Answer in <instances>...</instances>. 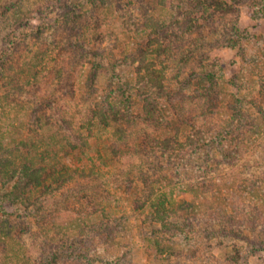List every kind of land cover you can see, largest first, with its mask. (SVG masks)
Masks as SVG:
<instances>
[{
	"label": "rangeland",
	"instance_id": "rangeland-1",
	"mask_svg": "<svg viewBox=\"0 0 264 264\" xmlns=\"http://www.w3.org/2000/svg\"><path fill=\"white\" fill-rule=\"evenodd\" d=\"M151 18L164 27L139 31ZM44 19L45 30H36ZM69 20L79 28L69 30ZM173 22L176 25L169 27ZM152 36L162 45L174 43L156 68L163 75L164 102L178 107L173 110L176 117L198 124L216 109L213 120L225 119L236 104L255 118L254 109L264 106V0H0V145L16 150L14 155L35 157L42 166L60 163L79 172L51 196L40 197L37 209L31 201L41 192L31 194L29 207L13 204L10 199L24 194L11 190L12 182L0 177V264H50L55 247L51 237L60 236L43 228L53 220L61 230L72 231L74 221L93 213L98 204L110 217L126 216L125 236L131 238L129 245L116 244L107 256L96 244V252L85 254L91 264L112 259L118 264H264V132L250 138V148L238 163L230 157L211 163L208 175L217 179L207 182L222 178L246 186L236 194V186L222 187L226 205L234 210L186 213L190 228L174 234L141 226L146 209L143 213L132 202L140 179H163L160 175L167 172L159 169L167 164L166 156L144 150L140 135L130 133L127 147H121L112 130H101L67 155L62 144L52 143L56 129L68 126L83 132L82 110L93 97L98 100L117 83L134 85L131 56ZM2 54L9 56L8 62L1 61ZM237 99L241 103H235ZM1 147L0 165L9 152ZM204 158L192 154L184 164H200ZM168 174L157 189L167 193L172 205L190 202L193 197L184 184ZM47 197L41 208V198ZM64 245L58 242L54 250L55 264H88L77 259L73 244L68 250Z\"/></svg>",
	"mask_w": 264,
	"mask_h": 264
},
{
	"label": "trees",
	"instance_id": "trees-1",
	"mask_svg": "<svg viewBox=\"0 0 264 264\" xmlns=\"http://www.w3.org/2000/svg\"><path fill=\"white\" fill-rule=\"evenodd\" d=\"M76 20H78L77 17L75 22ZM69 22L72 25L74 24V20H69ZM223 22H219V25L226 24ZM45 23L44 19L40 28L36 27V30L44 31ZM175 25L173 22L168 26ZM146 26L150 28V33L164 27L162 23L151 18L146 25H141L138 30L143 31ZM78 28L79 25L75 24L68 29L75 31ZM174 36L175 40L178 39V35L174 34ZM68 44H70V40H67L65 45ZM163 44L152 36L149 37L147 45L137 47V50L131 56L133 63L136 64L133 86L128 83L123 85L117 83L115 90L104 92L98 100L95 96L84 105L80 124L83 132H72L68 126H65L64 131L56 129L51 140L53 144L57 142L62 144V152L67 155L86 146L88 139L92 138L95 132L101 130H112L114 139L121 147H127L130 133L135 138L136 134L134 133L140 135L141 147L144 150H147L149 154L154 151L166 156L167 164L162 165L159 169L167 172L160 175L163 179H140L141 187L132 193L134 196L132 202L135 208H142L143 213L146 209L141 226L147 224L151 231L174 234L176 231L190 228L192 223L189 222L186 213L198 212L207 215L205 214L206 211L210 210L209 212L214 211L217 215L225 213L228 208L234 210L231 204L226 205L227 195L225 196L222 187L232 189L236 186L233 189L234 194H236L241 193L242 188L246 186L228 183L227 180H220L222 178H219L217 183L212 180L207 182V179H217L215 175H208L209 169L212 167L211 163H214L213 165L224 163L227 161V157H230L234 164L238 163V159L250 148L247 146V142L251 143L252 139L250 140V138L264 132V106L260 103L254 109L256 112L255 118L250 116L245 106L236 104L233 106V115L225 119L215 118L213 120L217 116L216 109L213 110L215 113H210L211 110H209L208 116L202 115L203 118H206V116L207 118L198 121V124L195 120L176 117L173 110L178 109V107L173 103L170 105L164 102L166 98L161 90L163 88V75L156 68L162 54L170 51L171 45H174V43ZM72 45H69L70 50ZM80 50L82 54L86 53L83 48H80ZM1 61L8 62L9 56L6 57L2 54ZM111 71L113 74V69ZM134 98H138V100L133 102ZM235 103H241V99H237ZM215 144L220 147L213 148ZM1 149L4 152H9H6L7 157L1 160L0 177L12 182L11 190H17V193L19 192L21 195L24 194L23 198L17 197L9 200L13 204H19V206L26 204L29 207V204L32 203L33 208H39L36 205L40 197L51 196L55 188L60 187L64 182L70 181L79 173L76 169L71 170L70 167L60 163L56 166L51 164L42 166L33 161L36 159L35 157V159H28L26 155H14L16 150L4 147H1ZM55 154L56 151L53 152V155ZM192 154H200L205 158L200 164H191L190 161V164L188 162L184 164L185 158L189 160ZM168 173L184 184L185 191L193 197L190 202H180L172 205L167 193L162 192L161 188L157 189L163 180H167ZM80 174V176H83L84 172ZM51 179L60 180L59 182L58 180L50 182ZM192 179H196V183ZM218 183H220L219 186ZM132 185L133 183L129 182L127 187L130 188ZM34 191L41 193L30 203L31 194ZM211 195L213 198L209 197ZM47 199L48 197L46 199L41 198V208L44 200ZM237 199H240V196ZM93 206L96 205L93 204ZM98 206L100 205L98 204ZM98 206H96L97 209L93 208V213L82 214L85 216L84 218L76 219L72 231L68 230L69 227L61 230L53 220L50 226L43 228L44 233L51 232L60 236L59 240L51 237V242L55 244V247L51 248L53 252L48 256L50 264L56 262L54 250H57L58 242L65 243L64 247H67V250L72 248L68 244H73L74 251L79 252L77 253V259L82 260H86L85 254H88L89 251H92V254L96 252L97 246H102L105 249L104 254L107 256V254L112 255V250H114L116 244L129 245L128 241L131 237L125 236L126 230H129L126 216L110 217L103 208ZM28 207L26 206V208ZM97 213L100 214L95 218ZM94 218L97 221H94ZM92 229H95L96 232L92 233ZM145 236H143V239L148 241L150 238ZM44 242L47 243L46 240ZM96 244L99 245L96 246ZM154 244L158 246L159 241L155 239ZM169 248L173 247L168 246ZM90 258L86 260L88 264H91ZM96 258L99 259L100 256ZM115 262V259H112L109 263L103 261L105 264H118V262Z\"/></svg>",
	"mask_w": 264,
	"mask_h": 264
}]
</instances>
